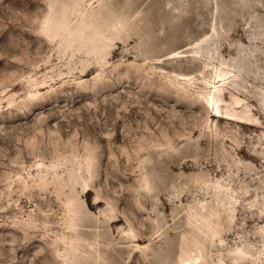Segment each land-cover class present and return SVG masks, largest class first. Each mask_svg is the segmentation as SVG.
<instances>
[{
    "label": "rangeland",
    "instance_id": "1",
    "mask_svg": "<svg viewBox=\"0 0 264 264\" xmlns=\"http://www.w3.org/2000/svg\"><path fill=\"white\" fill-rule=\"evenodd\" d=\"M188 259L264 264V0H0V264Z\"/></svg>",
    "mask_w": 264,
    "mask_h": 264
},
{
    "label": "bare ground",
    "instance_id": "2",
    "mask_svg": "<svg viewBox=\"0 0 264 264\" xmlns=\"http://www.w3.org/2000/svg\"><path fill=\"white\" fill-rule=\"evenodd\" d=\"M196 261V259H194ZM183 264H194L192 260L188 259L183 262Z\"/></svg>",
    "mask_w": 264,
    "mask_h": 264
}]
</instances>
